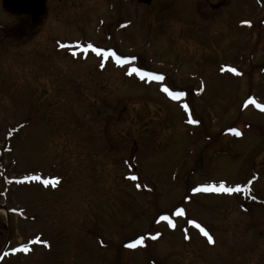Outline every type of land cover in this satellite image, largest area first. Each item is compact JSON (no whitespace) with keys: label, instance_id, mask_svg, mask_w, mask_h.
<instances>
[{"label":"rangeland","instance_id":"374dc122","mask_svg":"<svg viewBox=\"0 0 264 264\" xmlns=\"http://www.w3.org/2000/svg\"><path fill=\"white\" fill-rule=\"evenodd\" d=\"M1 2L0 202L44 242L18 258L238 264L264 231L232 195L264 190V0H46L24 28Z\"/></svg>","mask_w":264,"mask_h":264},{"label":"flooded vegetation","instance_id":"af4514ba","mask_svg":"<svg viewBox=\"0 0 264 264\" xmlns=\"http://www.w3.org/2000/svg\"><path fill=\"white\" fill-rule=\"evenodd\" d=\"M45 10L41 15H38L37 17L39 18L40 16L44 15ZM9 15H11L13 19L17 20L21 28H24L28 23H33L31 15L24 13L19 15ZM24 18H27L28 20ZM258 176V172L251 171V175L247 178L249 180L245 179V181L236 184L235 192L232 193V195H236L235 203L236 209L239 213L238 220L239 222H241L240 225H243V221H248L249 225H246L252 226L254 231H256L255 229L259 225H264V214L261 211H257L260 206L264 208V190H262L263 192L259 190V194L257 191L258 189L253 187L254 183L258 180ZM4 201L5 202L3 203L0 202V213L5 215V220L0 216V264H25L26 259H19L18 256L21 254L22 257H28L32 253V251L30 250V247L32 246L30 244V239L32 240V237H30L29 240L26 239L24 241L21 240L14 242V234L17 228L15 226L16 222L12 218V216H16L18 214V209L11 208L7 205L6 200ZM255 234L257 236H264V231H258L257 229L255 233L251 232L250 235L248 234L247 237L249 238V240L246 242V246H249L248 248L251 249H244L240 251L242 259L240 260L239 257L238 264H264V255H262L260 252L258 253V247H255L254 245L255 240H257ZM23 246L27 247V250H21ZM200 258L202 260H205V257L202 258L200 256ZM191 262L195 264L194 261ZM213 262L219 263L215 260L212 261V259H209L207 263L202 264H214Z\"/></svg>","mask_w":264,"mask_h":264},{"label":"water","instance_id":"95a60500","mask_svg":"<svg viewBox=\"0 0 264 264\" xmlns=\"http://www.w3.org/2000/svg\"><path fill=\"white\" fill-rule=\"evenodd\" d=\"M149 2L150 0H142ZM2 7L13 15L28 14L32 21L45 10V0H2Z\"/></svg>","mask_w":264,"mask_h":264}]
</instances>
